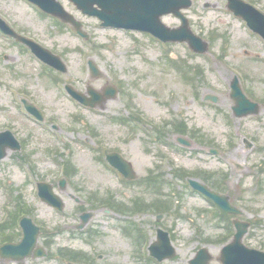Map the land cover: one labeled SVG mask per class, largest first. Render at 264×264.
<instances>
[{
    "label": "rangeland",
    "instance_id": "rangeland-1",
    "mask_svg": "<svg viewBox=\"0 0 264 264\" xmlns=\"http://www.w3.org/2000/svg\"><path fill=\"white\" fill-rule=\"evenodd\" d=\"M59 1L81 22L88 40L25 0H0V17L58 55L67 68L66 74L49 72L0 33V132L11 130L25 145L0 161V224L11 215L1 228L0 246L4 235L20 240L16 223L26 211L42 226V244L53 253L48 261L29 259L26 264H67L56 254L59 247L84 251L87 257L81 264H189L200 248L207 247L211 264H221L220 243L232 239L231 233L226 235L229 223L186 185L189 178H202L225 187V194L243 211L239 219L251 223L244 244L264 251V109L259 116L235 118L230 97V82L237 76L245 94L264 104V41L250 36L244 24L212 12L219 9L220 0H196L186 12L191 29L210 40L209 52L201 55L186 44L163 46L147 34L103 28L69 0ZM163 22L180 25L174 16ZM89 61L96 64L98 76L89 72ZM65 84L84 94L89 87L101 95L109 86L120 92L104 104V111L90 112L67 98ZM208 95L218 103L205 101ZM21 98L43 111L45 124L26 115ZM133 116L147 129L184 119L192 146L171 149L147 134L131 137V128L113 121ZM163 137L167 144H176L175 134ZM211 147L221 155L209 154ZM112 150L132 163L138 176L133 184L122 183L117 172L108 169L105 155ZM61 178L67 179L65 191L58 187ZM145 179H159L160 185L154 189ZM39 181L54 186L66 203L64 213L40 200ZM157 191L167 198L156 197ZM152 200L167 202L164 210L144 206ZM83 211L95 212L88 241L76 240L71 229ZM159 227L170 233L177 250L174 259L163 263L145 249L155 242Z\"/></svg>",
    "mask_w": 264,
    "mask_h": 264
},
{
    "label": "water",
    "instance_id": "water-1",
    "mask_svg": "<svg viewBox=\"0 0 264 264\" xmlns=\"http://www.w3.org/2000/svg\"><path fill=\"white\" fill-rule=\"evenodd\" d=\"M31 2L39 5L43 10L51 13L66 23L72 24L76 30L81 34V24L76 22L75 19L67 12L56 0H30ZM76 4L84 14L98 17L103 21L104 27L124 28L131 30H140L144 32L152 33L154 36L163 40L164 42H187L191 48L197 53L207 52V44L201 39L194 36L188 28L187 19L181 14L180 10L188 8V0H71ZM95 6H98L96 8ZM167 14H174L179 17L183 26L179 29H170L166 27L161 18ZM258 21H254L253 27L264 37V18H254ZM0 28L4 33L9 34L18 39V41L29 46L32 51L45 63L52 66L58 71L63 73L67 72V68L62 60L53 55L48 50L40 47L34 42L18 36L11 28L0 19ZM91 70L94 75H98L96 66L91 63ZM231 98L235 102L233 111L236 117L242 118L248 115H258L260 113V106L251 102L244 95L239 80L235 78L231 85ZM69 93L81 103L90 106L97 107L102 105L108 99L114 98L116 91L107 90L105 95L101 96L94 90H89L91 95L90 99H87L82 94L74 91L71 87H67ZM208 100L217 102V98L208 97ZM27 111L38 120H43L42 114L32 104L23 100ZM181 143L188 145L182 139ZM19 150V142L15 139L14 135L9 132L0 133V160H3L8 153V150ZM109 162L118 170H120L128 179H134L135 175L131 168V165L123 160L118 154L109 155ZM191 186L209 198L213 199L222 209L228 214L235 216L241 215L242 212L233 207L229 198L219 195L206 186L202 185L198 181L191 180ZM66 182L61 181L60 186L65 189ZM39 197L48 206L53 207L59 211L64 210V202L58 197L53 190L52 185L41 183L39 184ZM86 220L87 218L84 217ZM21 227L23 229V239L17 244L5 245L1 248L0 256L1 261H13L18 264H25V260L33 256L43 257L46 256L45 251L42 248H37V240L40 233L39 228L34 224L32 219L24 218L21 220ZM234 224L237 229V233L231 244L226 246L221 255L222 264H264V253L246 248L242 239L246 235L249 224L241 223L234 220ZM151 255L157 258L160 262L171 259L176 255V250L173 248L169 234L158 231V242L151 246ZM212 257L208 250L202 249L198 252L196 258L190 262V264H210ZM3 264V263H0Z\"/></svg>",
    "mask_w": 264,
    "mask_h": 264
},
{
    "label": "flooded vegetation",
    "instance_id": "flooded-vegetation-1",
    "mask_svg": "<svg viewBox=\"0 0 264 264\" xmlns=\"http://www.w3.org/2000/svg\"><path fill=\"white\" fill-rule=\"evenodd\" d=\"M196 0H193V5L195 4ZM198 1V0H197ZM245 2L255 6L256 8H258L260 11H264V5L262 4L261 0H244ZM228 3L229 0H220L219 4L221 7V12H220V16H222V20H232L233 14L230 12L229 8H228ZM210 6H206L205 8H209Z\"/></svg>",
    "mask_w": 264,
    "mask_h": 264
}]
</instances>
